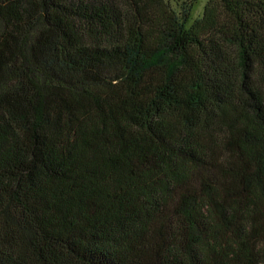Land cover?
<instances>
[{"label":"trees","instance_id":"trees-1","mask_svg":"<svg viewBox=\"0 0 264 264\" xmlns=\"http://www.w3.org/2000/svg\"><path fill=\"white\" fill-rule=\"evenodd\" d=\"M0 0V264H264V0Z\"/></svg>","mask_w":264,"mask_h":264},{"label":"rangeland","instance_id":"rangeland-1","mask_svg":"<svg viewBox=\"0 0 264 264\" xmlns=\"http://www.w3.org/2000/svg\"><path fill=\"white\" fill-rule=\"evenodd\" d=\"M206 0H197L192 9V17H199L202 13Z\"/></svg>","mask_w":264,"mask_h":264}]
</instances>
